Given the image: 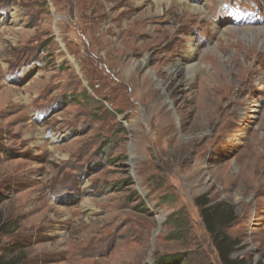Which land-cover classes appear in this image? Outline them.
<instances>
[{
	"label": "rangeland",
	"instance_id": "obj_1",
	"mask_svg": "<svg viewBox=\"0 0 264 264\" xmlns=\"http://www.w3.org/2000/svg\"><path fill=\"white\" fill-rule=\"evenodd\" d=\"M150 1L0 0L5 259L222 264L196 204L206 197L235 210L234 256L264 264V0ZM127 6L166 18L159 63L116 46Z\"/></svg>",
	"mask_w": 264,
	"mask_h": 264
},
{
	"label": "trees",
	"instance_id": "obj_2",
	"mask_svg": "<svg viewBox=\"0 0 264 264\" xmlns=\"http://www.w3.org/2000/svg\"><path fill=\"white\" fill-rule=\"evenodd\" d=\"M196 204L201 209V217L205 223L207 231L210 233L213 243L218 251L222 264H248L244 258H236L234 252L237 250L238 242L227 234L228 226L237 218L234 208L227 204H210L206 197L196 200ZM168 222L173 225L171 236L175 239L186 237L185 223L181 219V211L173 213ZM185 260L183 256L177 254L172 256H162L155 259L154 264H182ZM21 259H5L0 255V264H19Z\"/></svg>",
	"mask_w": 264,
	"mask_h": 264
},
{
	"label": "flooded vegetation",
	"instance_id": "obj_3",
	"mask_svg": "<svg viewBox=\"0 0 264 264\" xmlns=\"http://www.w3.org/2000/svg\"><path fill=\"white\" fill-rule=\"evenodd\" d=\"M150 1V0H149ZM151 3V1H150ZM149 3V4H150ZM116 8V7H115ZM132 9L130 6H127L123 8L121 12L117 15V20L113 22V24L117 23V25H113L116 27L115 33L118 36L119 40H115L116 46L124 45L131 41L130 43L136 45L134 48L135 50H128V54L132 57L135 55L137 56H145V59L148 61V65L151 66L154 63H159L158 54H161L162 50L165 48V44L167 43V24H166V18L162 17L160 20H155L153 25H151L152 21L148 23V20L151 19L149 17L146 18L144 16H141L138 13H130ZM101 12H97L94 16V19L100 20V17L103 16ZM138 16V17H137ZM128 18V23L125 27H121V21ZM141 21L142 24L139 29V32L136 35L137 29L134 28L133 24L135 21ZM147 24H149L147 26ZM124 37V38H123ZM135 37V38H134ZM133 39L135 42H133ZM124 40V41H123ZM125 42V43H122ZM138 46V48H137ZM137 49V50H136ZM136 56V57H137ZM154 62V63H153ZM138 64H141L140 61ZM162 80V79H161ZM164 82V80H162ZM160 87V86H159Z\"/></svg>",
	"mask_w": 264,
	"mask_h": 264
},
{
	"label": "bare ground",
	"instance_id": "obj_4",
	"mask_svg": "<svg viewBox=\"0 0 264 264\" xmlns=\"http://www.w3.org/2000/svg\"><path fill=\"white\" fill-rule=\"evenodd\" d=\"M155 1L158 3L159 6H162L163 4H166V3H169L170 2V0H155ZM173 1H176V0H173ZM187 6H188V9L189 10H191L192 12H195V13H199L200 14V13H202L204 11L200 6H197V5L196 6L195 5L194 6L193 5H187ZM3 22H4V20L1 19L0 20V29H1V24H3ZM226 31L229 32L228 28H226V30L222 32L223 35H225ZM196 55H197V53H196V47L193 46L192 49L190 50L188 56H187V59H189L190 61H192V60H194L197 57ZM190 68H192V64L191 65L190 64L189 65L186 64L185 67H183L181 69L179 68V70H181L182 72L184 70L185 71H189ZM158 221L161 222V223L163 222V216L162 215L161 216H158Z\"/></svg>",
	"mask_w": 264,
	"mask_h": 264
},
{
	"label": "water",
	"instance_id": "obj_5",
	"mask_svg": "<svg viewBox=\"0 0 264 264\" xmlns=\"http://www.w3.org/2000/svg\"><path fill=\"white\" fill-rule=\"evenodd\" d=\"M161 227V222H159V228ZM159 228L158 229H156L155 231H154V236L158 233V231H159ZM154 261L153 260H151V264H154L153 263Z\"/></svg>",
	"mask_w": 264,
	"mask_h": 264
}]
</instances>
